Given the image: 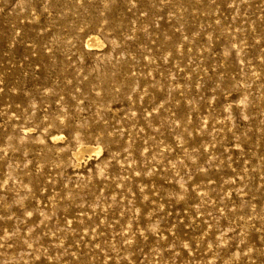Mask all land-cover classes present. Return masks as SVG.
I'll use <instances>...</instances> for the list:
<instances>
[{"label":"rangeland","instance_id":"374dc122","mask_svg":"<svg viewBox=\"0 0 264 264\" xmlns=\"http://www.w3.org/2000/svg\"><path fill=\"white\" fill-rule=\"evenodd\" d=\"M0 264H264V0H0Z\"/></svg>","mask_w":264,"mask_h":264},{"label":"bare ground","instance_id":"6f19581e","mask_svg":"<svg viewBox=\"0 0 264 264\" xmlns=\"http://www.w3.org/2000/svg\"><path fill=\"white\" fill-rule=\"evenodd\" d=\"M102 38V37H101ZM100 36L96 33H90L86 39V45L88 47H94V46H102L104 42ZM57 138V136L55 137ZM100 146L99 145H92L89 143H82L79 144L76 149L74 150V154L76 155L77 159L82 158V156L85 153H91V152H99Z\"/></svg>","mask_w":264,"mask_h":264}]
</instances>
